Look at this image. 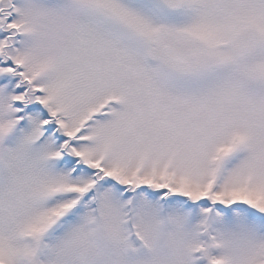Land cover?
<instances>
[{
	"label": "snow or ice",
	"instance_id": "6c2138e0",
	"mask_svg": "<svg viewBox=\"0 0 264 264\" xmlns=\"http://www.w3.org/2000/svg\"><path fill=\"white\" fill-rule=\"evenodd\" d=\"M0 264H264V0H0Z\"/></svg>",
	"mask_w": 264,
	"mask_h": 264
}]
</instances>
